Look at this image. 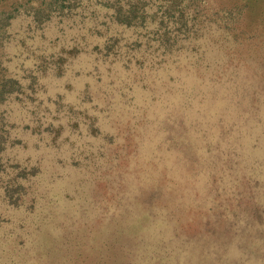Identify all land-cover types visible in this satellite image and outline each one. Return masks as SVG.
I'll use <instances>...</instances> for the list:
<instances>
[{
	"label": "rangeland",
	"instance_id": "obj_1",
	"mask_svg": "<svg viewBox=\"0 0 264 264\" xmlns=\"http://www.w3.org/2000/svg\"><path fill=\"white\" fill-rule=\"evenodd\" d=\"M145 2L0 20V264H264V0Z\"/></svg>",
	"mask_w": 264,
	"mask_h": 264
},
{
	"label": "trees",
	"instance_id": "obj_2",
	"mask_svg": "<svg viewBox=\"0 0 264 264\" xmlns=\"http://www.w3.org/2000/svg\"><path fill=\"white\" fill-rule=\"evenodd\" d=\"M83 1H85V6ZM97 1L108 6L105 14L111 16L113 21L126 25H130V17L133 16L135 10L146 4V2L141 3L143 0H134L133 3H130L129 0ZM181 1L182 0H168L167 8L177 7L175 4L179 5ZM244 2H246V0H244ZM93 3H95V0H0V20L2 22L5 20V24H8L13 21H19L20 17H22L27 20L26 24L29 23L34 27H41L52 16H56L59 12L70 11L71 8L76 9V5L82 6L81 12H83ZM127 3H129V5H126ZM0 32L2 31L0 30ZM1 46L2 44H0V104L12 94L19 91L21 92L20 78L8 69ZM5 123L2 112L0 111V152L8 141L9 129ZM3 169L4 167L0 160V172L3 171ZM20 173L16 175L9 174L7 182L12 183V180H14L21 183V179L17 180L18 175L23 178L25 176Z\"/></svg>",
	"mask_w": 264,
	"mask_h": 264
}]
</instances>
